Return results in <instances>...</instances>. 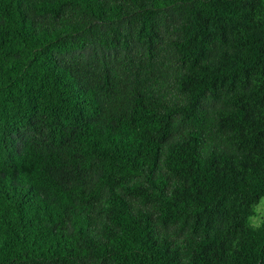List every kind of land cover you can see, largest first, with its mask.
Listing matches in <instances>:
<instances>
[{
    "label": "trees",
    "instance_id": "1",
    "mask_svg": "<svg viewBox=\"0 0 264 264\" xmlns=\"http://www.w3.org/2000/svg\"><path fill=\"white\" fill-rule=\"evenodd\" d=\"M264 0H0V264H264Z\"/></svg>",
    "mask_w": 264,
    "mask_h": 264
},
{
    "label": "rangeland",
    "instance_id": "2",
    "mask_svg": "<svg viewBox=\"0 0 264 264\" xmlns=\"http://www.w3.org/2000/svg\"><path fill=\"white\" fill-rule=\"evenodd\" d=\"M264 220V197L256 207V214L250 218L249 223L256 227Z\"/></svg>",
    "mask_w": 264,
    "mask_h": 264
}]
</instances>
